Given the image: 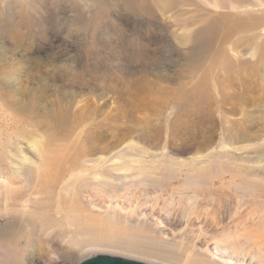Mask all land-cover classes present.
<instances>
[{"label":"rangeland","instance_id":"1","mask_svg":"<svg viewBox=\"0 0 264 264\" xmlns=\"http://www.w3.org/2000/svg\"><path fill=\"white\" fill-rule=\"evenodd\" d=\"M263 44L264 0H0V106L36 109L0 133L39 169L0 264H264L234 190L264 186Z\"/></svg>","mask_w":264,"mask_h":264},{"label":"bare ground","instance_id":"2","mask_svg":"<svg viewBox=\"0 0 264 264\" xmlns=\"http://www.w3.org/2000/svg\"><path fill=\"white\" fill-rule=\"evenodd\" d=\"M261 47H262V51L264 52V44ZM9 73L10 72H5V71L0 73V86L3 85L7 87L8 89L11 88L10 87L11 85H9L11 84V81L13 82L14 80L9 75ZM7 93L9 94V96H13L15 94L12 90H9ZM2 98H4L3 94L0 95V99ZM10 102H13V101H10ZM14 105L15 104L13 102L11 104L6 103L0 106V128L4 127L5 129L9 131L11 128H15L17 125V121L13 117L21 115V113L24 112L25 110H29V112L31 110L33 111L36 110L35 105L30 104V103H29V106L25 105L24 107H21L20 110L15 109ZM61 117L62 116H60L59 122H58V118H56V121L59 124L57 125L59 126V128L65 129L66 126L64 124V119ZM0 144L2 147L0 151V196L3 197L2 202H0L1 204L0 206H2L0 208V211L3 212L2 213L3 216H5L6 214H9L10 212H15V213L18 212L21 215L23 214L28 215L30 214L29 212L30 206L27 204L28 201L25 200L22 203L19 202L20 197L27 195L28 190H25L24 187L21 188L17 185H22L23 183L26 182V179L24 178L26 177V174H31L33 171L36 173H39V169L32 168L31 166H28L25 164L26 156H24L23 151L19 148V143L17 141L16 136H12L11 133L9 134L7 133L6 135H1L0 133ZM219 179H221V177ZM239 182L240 183L238 185L234 186V188H236L234 190H236V192L238 191L237 194H240V197H242L243 199L244 198L253 199V195L257 193L260 194V197L264 196V186H259L258 183L254 184V182H252L253 184H250V181L248 182L244 178ZM18 203H20V206L17 205ZM235 214L238 215L239 219L245 218V220L251 221L254 224V226L255 224L262 223L264 220V210L263 212L245 210L242 213L237 211ZM248 229H251V228H248ZM248 229H246V231ZM220 248L222 247H219L221 254L224 257L225 256L227 257V254H228V252H226L227 250H225L224 248L222 249ZM253 262L254 261H250L248 264H253ZM226 264H247V263H245V257L242 256L240 259L237 258V260L234 263L232 262V258H228L226 260Z\"/></svg>","mask_w":264,"mask_h":264},{"label":"water","instance_id":"3","mask_svg":"<svg viewBox=\"0 0 264 264\" xmlns=\"http://www.w3.org/2000/svg\"><path fill=\"white\" fill-rule=\"evenodd\" d=\"M77 264H146L140 261H132L123 257H115L104 254H98L86 259L80 260Z\"/></svg>","mask_w":264,"mask_h":264}]
</instances>
